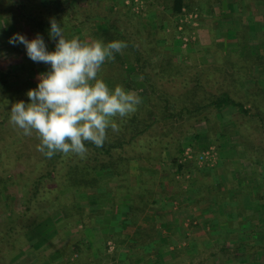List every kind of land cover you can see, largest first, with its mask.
Returning <instances> with one entry per match:
<instances>
[{"label": "trees", "instance_id": "1", "mask_svg": "<svg viewBox=\"0 0 264 264\" xmlns=\"http://www.w3.org/2000/svg\"><path fill=\"white\" fill-rule=\"evenodd\" d=\"M2 1L0 2L3 3L0 9L1 13L6 14V10L17 7L15 11L20 14L19 18L26 21L36 35H40L44 40L55 41L49 35L50 21L43 19V14L39 19L37 15L40 13L37 8L36 13H34V11L28 10V4L20 0ZM35 1L43 8L42 13L52 11L60 18L65 14L67 22H58L63 31H71L88 24V26H98L100 29H96L90 38L87 37L89 40L100 39L105 43L113 40L124 41L127 47L121 53L115 54V59L109 64L112 67L119 65L122 71L124 66L128 67L149 90V96L147 102L143 106H138L139 108L132 116L118 122L119 131L130 130L129 132L132 133L128 140L117 137L105 141L102 147H96L90 143L86 144L88 153L84 159L74 155L65 157L57 153L52 158H47L44 155L41 159L36 158L34 164L33 158L36 156L34 153L24 154L25 152L22 151L14 153L13 164L16 169H20L18 175H24L22 183H25L24 190L27 191L25 190V193L21 195L22 202L18 209L15 207L12 209L8 203L0 206V214H8L5 222L0 223V264L4 262V264H32L35 255H33L34 248L30 247L29 238L34 229L42 225L44 221L51 219V214L47 210L56 211L59 209L64 211L68 222L66 229L76 227L78 223H81L79 219H82L85 211L77 208L72 196H64L69 191L104 187V192L115 197L114 202L123 199L125 195H129L131 205L127 212V219L131 220L133 225L137 224L138 217L144 210L149 205H153L152 199L156 193L172 198L182 196L184 194L183 185L193 186L198 182L197 179L193 180L194 177L191 176L193 181L190 182L187 175L202 174L199 173L197 166V154L194 153L191 158L184 160L183 144L178 142L174 154L169 153L173 152L168 142L170 137L165 138L163 133L170 130L177 122L180 123L181 128L190 130L194 129L198 122L208 123L212 113L233 109L241 118L253 121L256 130L262 131L264 135V88L256 84L248 91L247 95H244L243 88L239 86L240 80L249 77L250 66L261 65L264 68V0H154L152 3L149 2L151 3L149 6L157 2L158 6H162L175 22L178 21L183 9L192 10L194 2H196V6L205 2L208 7L215 2H229L228 4L231 6L236 5L246 26L254 25L253 17L254 19L258 16L262 18L263 27L256 33L259 53L257 51L251 52L249 49L250 35L247 29L242 30L239 43L235 48L236 53L226 59L228 67L222 64L205 69L187 67L176 63L175 57L163 53L164 50L160 46L166 43L165 36L149 43L154 38L150 39L148 34H141L138 31L127 35L126 27L121 23L122 18L119 16L120 13L116 10L115 4L109 9V14L102 16L97 13L81 21L78 20L80 7L74 0ZM124 12L125 15L129 14L131 9L126 8ZM254 26L256 27V25ZM175 29L176 26L170 34L171 40L174 39V35L178 36L191 31L187 26H184L182 32L175 33ZM80 30L85 31L83 28ZM140 39L148 41L147 45L142 44ZM177 43L180 42L177 41ZM234 55L238 57V62L231 60ZM153 58H157L159 61L154 63L152 62ZM175 82L179 86L176 96H168L166 92L159 90L160 86ZM114 84L127 88L132 87L131 83L126 82L125 79H116ZM236 126L239 128V123ZM157 129L161 130V136L160 134H157L158 136L153 134L154 130ZM231 131L234 134L239 132L238 130ZM149 136L155 141L152 144L154 149L149 146V148H145L144 157L140 155L137 157L138 161L147 158L149 162L138 166V183L136 186L130 185L128 174L130 167L128 160L130 159L124 154L125 147L133 144L134 140L141 141L143 137L147 139ZM244 150L250 151L247 147ZM114 151H119V153L114 155ZM37 152L39 153V151ZM135 153L138 152L135 151ZM166 154H168L169 160ZM255 161L257 165L260 164L264 168V148H261V152L259 156H256ZM107 172L111 176L107 180H102L103 177L108 176L106 175ZM15 175L17 174L15 173ZM255 175L258 176L259 174L255 173ZM162 176H167L164 186L158 184ZM177 177L181 179H177ZM3 179L5 180V178ZM11 181L16 183L13 178ZM111 183H114L113 187ZM199 183H202L201 186L203 187L204 182L200 180ZM263 189L264 185L259 190L260 194ZM201 190L205 191L204 189ZM260 194L259 196H261ZM6 197L10 201V195L8 194ZM259 199L262 200V196ZM60 201H66L68 204L65 207H60ZM202 201V199L197 198V204ZM15 206L18 207L17 204ZM245 211L239 225H236L238 229H229L227 233H222L221 238L224 241L218 251L232 259V263L228 264H263L261 257L264 250V207L260 215L252 210ZM254 211L257 209L255 208ZM120 221L123 225L125 224L123 223L125 219ZM257 222H261V227ZM240 227L242 229H239ZM153 231L154 229L151 227V230L143 234L144 238L139 235V232L137 234L146 243L151 241L154 236ZM26 248L29 249L27 253H25ZM75 251L79 253L77 248L70 251V247L67 246L64 251H61V255L67 259L68 252L72 254ZM213 253L207 256L212 258L216 255ZM20 254H24L25 258L23 257L15 263L16 257ZM39 258V260H44L43 256ZM80 258L76 260L78 263H81L79 262ZM88 260H90L89 251L86 253L82 251V261ZM72 263L73 261L71 263L66 262V264Z\"/></svg>", "mask_w": 264, "mask_h": 264}, {"label": "crops", "instance_id": "2", "mask_svg": "<svg viewBox=\"0 0 264 264\" xmlns=\"http://www.w3.org/2000/svg\"><path fill=\"white\" fill-rule=\"evenodd\" d=\"M228 3L215 2L206 8L205 12L207 13H203L198 18V26L190 28L192 31L195 29V32L185 33V36L190 37V42L186 47L180 43L181 47H176L174 50L178 53L176 56L180 61L185 63L188 59L187 67L205 69L217 65V53L211 49V45H208L209 34L212 32L215 34L216 47L224 50L225 59L236 53L235 48L239 43L240 34L242 30L246 29L250 35L249 49L252 53L256 51L259 53L256 33L263 27L262 18L255 17L254 25L256 27L252 24L246 26L237 6H231ZM195 33L198 39L193 42ZM178 42L180 41L178 40ZM263 71V66L255 65L253 70H249L248 76L256 80L263 78L264 81ZM261 83L263 82L261 81ZM196 137L189 142L192 145L193 142H196L198 145L197 149L191 146L195 154L199 155L202 151L210 148L217 151L218 142L212 135L204 131L198 132ZM226 145V141L223 139L219 143V151L222 153L219 157L223 165H221L222 163L218 166L199 164L197 161L199 173L202 175H187L190 182L196 179L198 182L200 180L204 182V188L201 187L202 183L198 184V182H194L195 186L183 185L184 194L178 198L164 197L161 193H156L152 199L153 205H149L138 217L136 225L127 219V212L131 205L129 195L114 202L115 197L104 192V187L98 190L75 191L73 198L77 208L85 211L82 219H79L81 223H78L76 227L66 229L68 222L66 217L61 215V220L65 219L61 228L63 230L65 228L66 231L63 236H57L52 224L58 219H48V221H53L52 223L46 220L44 223L49 226L48 228H51L50 233L53 229L55 231V239L51 236L49 239V241L52 240L51 244L44 246V249L39 252L40 254H37L35 250L38 242L30 241V247L34 248L33 255L44 257L42 261L39 260L40 258L37 260L34 256L31 263L66 264L68 261L70 263L73 261L72 264H206L212 258L210 259L207 255H198V248L222 246L224 241L221 238L222 233H227L229 229H238L236 225H239L245 210H252L260 215L264 207V189L262 192L260 191L261 194L259 193L264 185V174L261 171H256L254 166L246 170L248 164L252 163L246 158L238 167L233 166L227 151L234 143L229 147ZM227 156L229 157L227 158ZM228 167L235 168H229L228 174ZM255 173L259 175L256 176ZM190 176L195 179L191 180ZM179 178L177 177V179ZM166 180L167 176H162L158 184L164 186ZM137 181L138 176L135 182ZM259 194L262 196V200L259 199L261 197ZM197 198L203 200L198 205ZM255 208L257 211H254ZM121 219H125L124 225L120 221ZM257 224L261 227V222H257ZM42 227L36 229L42 230ZM151 227L154 229V236L151 241L144 243L137 233L139 232V235L144 238L143 234L151 230ZM48 228L46 227L45 231ZM101 232H103L100 236L102 239L98 237ZM104 243L108 248H104ZM67 246L70 247V251L77 248L79 253L77 251L72 254L68 252L67 259H65L62 257L61 251H64ZM80 250L85 253L89 251L90 260L82 261V251ZM21 255L16 257L15 263L24 257ZM75 255L77 257L73 258ZM78 258L81 259L79 261L81 263L76 261Z\"/></svg>", "mask_w": 264, "mask_h": 264}, {"label": "rangeland", "instance_id": "3", "mask_svg": "<svg viewBox=\"0 0 264 264\" xmlns=\"http://www.w3.org/2000/svg\"><path fill=\"white\" fill-rule=\"evenodd\" d=\"M20 1L28 4V10L30 12L34 11V13H36V10L38 9L40 14L37 15V17H39V19L40 16L43 14L44 15L43 19H47V21H51L54 19L57 22L60 21L67 22V17H65V14L62 16V18H60L59 15L53 13L52 11L50 12L45 11L42 13L43 8L40 7L35 0H20ZM74 1L77 3L78 7H80L78 10V14H79L78 20L81 21L85 20L86 17H89L93 14L98 13L99 15L102 16L109 14L108 12L110 11L109 9L111 8L112 5L115 4L116 10L120 13L119 16L122 18L121 23L124 24L126 27L127 35L128 33H136L138 31L141 34H146V35L148 34L150 35L149 36L150 39L154 38L150 40L149 43L155 39H161L165 36L166 43L160 46V48L164 50L163 53L170 54L173 57H175L176 63L186 66L188 65L187 62L188 59L187 61H185V63L184 61H180V59L176 56L178 53L174 51L176 47L180 46V43H177V41L179 40L178 36L174 35V39L172 40L170 38L172 29L175 28V26L176 29L175 31L174 30L173 31L175 33L179 32L176 25L177 21L175 22L173 17L170 16V14L167 13L162 6H158L159 4H157V2L156 4L154 3L149 6V4H151L154 0H74ZM0 2L3 1L0 0ZM2 4L3 3H0V9L2 7ZM195 4L196 2H194L192 10L190 11L187 10V12L196 11L199 15V18L201 17V15H203V13H207L205 11L206 8H208V5L205 2H202L200 6H196ZM126 8H130L131 13L126 15L123 14L124 10L126 11ZM15 10H17V7L16 8L11 7L10 9L6 10V14L0 12V206L2 204L8 203L10 204L9 207H11L12 209H14V207L15 209H18L20 207L22 202L21 195H23L26 190V189L24 190L25 183H22L23 180L22 178L24 175L19 176L18 174L20 172V169L19 168L16 169L15 165L13 164L12 159L14 157V153L16 151L25 152L24 154H28L31 152L34 153V156L35 155L36 156L33 158V163H34V159L36 158L41 159V157H43V154L41 152L39 153L37 152V145L40 143V141L35 133H33V135L31 136H26L23 134L21 129L17 128L16 126L10 123V109L12 104H14L17 101L22 100L25 103H28L29 99L26 95L27 91L29 89H35L37 87L39 74L45 73L50 70V66L45 63L33 62L27 56L26 49L23 44L16 43L15 45H13L9 43V38L12 37L14 34L23 35L28 40H31L37 36L33 32L34 31L33 28L30 27V25L27 24L26 21L19 18L20 14ZM111 17H112V13H111ZM252 19L254 22V17ZM93 26L94 25L88 26V24H85L82 27L80 26V28H83L85 31L83 30L81 31L80 28L77 27V29H73L71 31L70 30L64 31V35L66 38L69 39L72 37H79L81 40H89L87 37L90 38L91 34L95 32L96 29L100 30L98 26H94V27ZM187 27L191 28L190 26ZM193 31L195 32V29ZM193 31L191 30V33H193ZM213 35H214L213 33L209 34L208 45H211L210 46L211 49L216 51L217 53L216 64L217 65L224 64L225 66H227L226 59L224 57V50L221 49L220 47H216L215 45L216 41ZM140 37L143 36L140 35ZM197 39L198 37L196 36L195 33L193 37V42H196ZM140 41L142 44L144 43L145 45H147L148 43V41H143L142 39H140ZM44 42L46 44L48 51L55 50V41L45 39ZM206 59L208 60V57H206ZM231 60L236 62L239 61L238 57L235 55L232 56ZM158 61L159 60L157 58L152 59V62L154 63ZM109 62L110 61L106 62L102 66V71L100 73V76L109 86V88H114V86H116L114 84L116 79H125L126 82L131 83L132 87L130 88L124 87V88L126 90L135 91L142 99V103L139 105V107L143 106V104L147 102V98L149 96V90L146 88V86L141 82V80L137 75H135L134 73L131 72L130 69H128V67L124 66V69L122 71L119 65H116V67L115 66L112 67L109 64ZM253 67L250 66L249 70L250 69L253 70ZM241 72L243 73V71ZM120 73L121 76L119 75ZM251 79L252 78L248 77L247 79H242L239 81L240 82L239 86L243 88L244 95H247L248 91L252 89L256 84L264 88L263 78L258 79L261 80L263 83H261V81H258L256 79H252V80ZM159 90L166 92L168 96H176L177 95L176 91H179V86L177 82H175L173 84H165L163 86H160ZM209 118L210 121L208 123L198 122L194 126V129H190V130H186V128L183 129L179 126L180 123L177 122L170 128V130H166V133L162 132L163 134H165L164 135L165 138L170 137V140L168 142L170 143L171 151L173 152H169V153L171 155L174 154L175 146L179 142L184 146V154H183L184 160H187V158H191V155L194 154L191 146L196 148L198 145H196V142H193V145L192 144L190 145L189 142L194 140L198 132L201 133L206 131L207 134L209 133L210 135H212L218 142V143L216 142L218 145L217 161L215 164H210V165L218 166L222 163L220 162V157H219L222 154L221 151H219V143L223 139V141H226L227 144L226 147L227 146L229 147L231 146L230 144L234 143L231 149L227 151L228 152L227 154L230 156V157L227 156V158L228 157L230 158L229 160L232 162L233 166L235 165L238 167L240 163H243V159L246 158L250 162H252L251 164H248V167L245 168L246 170L250 169L251 166H254L253 168L256 171H261V173L264 174V168H262L260 164L257 165V162L255 161L256 156H259V153L261 152V148H264V135L262 134V131L256 130L255 123L253 121H248L246 118H241L240 115L237 114V111L233 109L224 112L212 113L211 116H209ZM238 123L240 125L239 128L241 130L236 126V124ZM231 130H238L239 132L237 131L238 133L234 134L231 133L232 132ZM129 131L130 130H126V131L122 130V131L113 132L111 129H109L108 139L106 141L115 139L117 137L123 139L125 138L126 140H128L129 137H131L132 135V133H130ZM160 131L161 130L159 129L154 130L153 134L154 135L160 134ZM243 142L246 143V146L245 143ZM153 143H155V141L152 140L151 137L149 136L147 139L143 137L141 141L140 140L138 141V139L134 140L133 144H130L129 146L125 147L124 154H126L127 158L130 159L128 160V165L130 166L128 168L130 185L136 186L138 183V181L135 182L138 176V171H137L138 166H140L141 164L143 165L147 164L149 162L147 158L138 161L137 157L139 155L144 157L145 148H149V146L150 148L154 149V146L152 145ZM246 147L247 149H250V151L246 152V150H244V148ZM187 149L191 150L190 157L185 156V151ZM135 151L138 153H135ZM117 153H119V151L113 152L114 155H116ZM166 157L169 160L168 154H166ZM221 165H223V163ZM229 168H235V167H228L227 170L228 174H229ZM15 173L17 175H15ZM106 175L108 176L103 177L102 180L105 179L107 180L111 176L108 172ZM3 178H5V180ZM11 178H13L17 184L15 182L12 183ZM111 186L113 187L114 183H111ZM73 193L74 192L69 191L65 193L64 196L73 197L74 195ZM8 194L11 197L10 201H8L6 197ZM16 204L18 205V207L15 206ZM67 204L68 203L66 201L65 202L60 201V207H65ZM47 212L51 214V218L58 219L56 222L52 224V226L54 227L57 236H63L66 229L64 228L63 230L61 228V225L64 224L63 221L66 218L65 219L63 218L61 220L60 216L62 215V217H66L64 211H60L58 209L56 211L47 210ZM6 214L3 215L0 214V223L2 221L5 222L6 220L5 218L8 216V214L7 215ZM44 222L42 223V225H40L43 226L42 230L34 229L29 238L31 242L32 241H35L36 243L38 242V246L36 247L37 254H40L39 252L44 249V246L51 244L52 240H50L51 241L50 242L49 239H51L50 238L51 236H53L54 238V234H55L54 229L50 233L49 230H51V228H48L49 226H47ZM47 222L52 223L53 221L49 220ZM40 226H38L37 228H39ZM46 227L48 228L47 231H45ZM58 229L59 231L57 232ZM101 234H103V232L99 233L98 237H100ZM100 239H102V237H100ZM104 245H105L104 248L106 247L108 248L106 243H104ZM220 247L221 246L198 248L197 254L203 256L208 255L212 252L216 254L214 256L215 258L212 257V260H209L208 262H206V264H228L230 262L232 263V259L227 258V256L221 254L218 251ZM27 252H29L28 248L25 249V253ZM21 256L24 255L22 254ZM76 257L77 255H75V257L73 258ZM36 258L38 260L39 256H36ZM261 262L264 264V250L262 252ZM239 264H245V263H239Z\"/></svg>", "mask_w": 264, "mask_h": 264}, {"label": "clouds", "instance_id": "4", "mask_svg": "<svg viewBox=\"0 0 264 264\" xmlns=\"http://www.w3.org/2000/svg\"><path fill=\"white\" fill-rule=\"evenodd\" d=\"M50 38L55 50L48 51L43 38L28 40L14 34L9 43L23 44L33 62L50 70L38 75L35 89L26 93L29 102L17 101L10 109V123L23 134H36L37 151L52 158H86V144L102 147L108 131H119V120L130 117L142 103L141 97L122 85L109 88L100 76L102 66L127 47L124 41L105 43L100 39L66 38L56 20L50 21Z\"/></svg>", "mask_w": 264, "mask_h": 264}, {"label": "built area", "instance_id": "5", "mask_svg": "<svg viewBox=\"0 0 264 264\" xmlns=\"http://www.w3.org/2000/svg\"><path fill=\"white\" fill-rule=\"evenodd\" d=\"M198 18L199 15L196 11L187 12L185 9H183L182 14L179 16L177 21V28L179 32H182L184 29V26H190L191 28L198 26ZM178 39L181 43V45L185 46L190 42V37L185 36V34L178 35ZM192 39V38H191ZM193 40V39H192ZM190 149H187L185 151V156L190 157ZM197 161L199 164H215L217 161V151L214 148H210L207 150L202 151L198 157Z\"/></svg>", "mask_w": 264, "mask_h": 264}]
</instances>
